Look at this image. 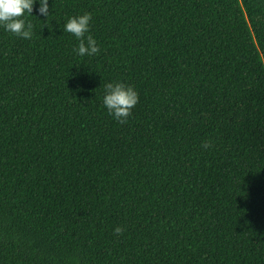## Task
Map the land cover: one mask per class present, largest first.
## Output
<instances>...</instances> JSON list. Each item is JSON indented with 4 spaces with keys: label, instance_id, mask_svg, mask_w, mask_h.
Here are the masks:
<instances>
[{
    "label": "trees",
    "instance_id": "16d2710c",
    "mask_svg": "<svg viewBox=\"0 0 264 264\" xmlns=\"http://www.w3.org/2000/svg\"><path fill=\"white\" fill-rule=\"evenodd\" d=\"M49 5L0 29V264H264V0Z\"/></svg>",
    "mask_w": 264,
    "mask_h": 264
},
{
    "label": "clouds",
    "instance_id": "9594fccd",
    "mask_svg": "<svg viewBox=\"0 0 264 264\" xmlns=\"http://www.w3.org/2000/svg\"><path fill=\"white\" fill-rule=\"evenodd\" d=\"M38 4L37 14H33V6ZM49 0H0V29L22 39H31L33 24L27 20V16L44 17L48 20L51 14ZM92 14L90 12L78 13L67 17L63 22V32H68L76 38L73 52L80 56H94L100 51L95 37L90 31ZM102 98L103 106L107 112L123 124L132 113V109L139 101V94L131 84L120 80L105 82ZM204 147H209L208 142ZM124 228L117 225L113 232L121 234Z\"/></svg>",
    "mask_w": 264,
    "mask_h": 264
}]
</instances>
